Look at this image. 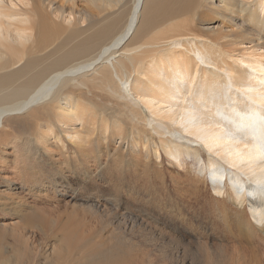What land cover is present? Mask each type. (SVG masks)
<instances>
[{
  "label": "bare ground",
  "instance_id": "6f19581e",
  "mask_svg": "<svg viewBox=\"0 0 264 264\" xmlns=\"http://www.w3.org/2000/svg\"><path fill=\"white\" fill-rule=\"evenodd\" d=\"M163 160L188 174L170 189ZM92 166L123 167L120 193L142 212L174 213L186 241L164 248L264 264V0H0V171L13 174L0 180V214L48 238L45 206L79 195L69 176ZM195 203L209 222L184 211ZM1 226L0 264H43L25 250L11 262ZM213 229L223 247L208 245ZM89 232L94 242L68 235L73 249L58 243L47 264L138 263Z\"/></svg>",
  "mask_w": 264,
  "mask_h": 264
},
{
  "label": "rangeland",
  "instance_id": "374dc122",
  "mask_svg": "<svg viewBox=\"0 0 264 264\" xmlns=\"http://www.w3.org/2000/svg\"><path fill=\"white\" fill-rule=\"evenodd\" d=\"M50 149L52 152L50 153V156L57 158L58 153L54 151L56 148L51 147ZM162 165L167 167V172L162 173L168 178V183L166 180V185L169 189L172 187V184H170L171 182L169 181L171 177L175 178L177 175L181 174L185 177L188 175L184 174L185 172L181 168H176L167 163L166 160H163ZM92 168L93 172H82L76 174L75 177L69 176L70 180H73V182L78 184L79 195L75 198L69 196L70 193L67 195H59L60 201H55V203L45 206V214H43L46 218H44L43 221L47 223L49 220L46 224L47 232L50 234L48 238L41 237L35 228H26L25 230L17 228L16 230L17 226L15 224L19 219L13 216H6V214H0V226L2 225V228L7 229L6 232L9 233L8 240L12 243L14 251L11 262H16L18 255L21 257L25 250L31 252L32 258L35 262L41 261L43 264H47L48 258L54 256V251L57 248L58 243L67 248L73 249L72 246L66 243L68 235L74 242H78L82 237L83 240L94 242L84 239L85 237H89V231H91V233L101 236V241H104L107 246L106 248L117 246L116 244H119L118 247L121 254L126 255L132 251L133 253L135 252V258L138 260L137 264H145V261H142L146 259V251H148L149 247V251H152L149 258L152 260V263L150 264H181V260L183 259L186 261L185 264H216L215 253L212 250H202L200 252H194L192 250L187 251L185 254L178 255L175 249L171 246L164 248L165 244L169 241L174 247H178L179 249L184 248V245L181 242H185L186 240L181 238L180 229L171 228L169 225L170 223L168 224V222L174 220V213L172 215L173 219L168 220L167 222L164 219L167 218V214H165L164 211H161L157 215L155 211L159 208L150 206L149 203H147L148 205L146 204L147 209L143 212L137 209L136 204L132 201L130 195L120 193V188L126 186L122 181V176L125 173L122 172L124 170L123 167L119 168L121 172L112 174L109 172H103L102 169H97V172H94L96 169L93 166ZM11 172L10 169L0 171V180H3L1 179L2 177H4L6 181L12 178L13 174ZM17 187L18 184L16 183L12 188H16V191H20L21 189L19 190ZM2 189H4V187H2ZM12 190L15 191V189ZM210 194L211 192L209 190H204L199 196L200 198L202 197L203 199L208 200ZM78 196H81L82 199L90 197L91 200H95L90 201L95 205L86 208L87 202L77 198ZM200 200L201 199H199V201ZM150 207L152 210H149ZM39 208L42 207L39 206ZM196 210L200 211L197 213L199 214L198 217L200 220L209 222L207 217L210 213L208 212L206 203L200 208L195 203L193 207L191 205L190 208L188 207L184 211H188V215L194 217L193 212ZM82 214L84 215L82 216ZM216 216L217 213L214 214V218H216ZM47 218L48 220L46 221ZM52 218L56 219L54 223L50 222V219ZM61 230H64L66 234L65 238L56 234L57 232H61ZM162 233H164L165 236H163ZM214 235V237L207 240L209 241L208 245L213 244L215 246L223 247V237L218 236V233L215 230ZM144 239H147L151 246H146L145 248ZM125 240L127 242H132L135 247L131 248V244L126 247ZM231 245H234V243ZM191 246H193V244ZM153 247L162 248L168 255L167 259L161 258V254H159L158 251H154L155 249ZM261 249H263L262 255L264 256V246H261ZM0 254H3L2 248H0ZM157 255L159 258H156ZM173 259H175L174 262Z\"/></svg>",
  "mask_w": 264,
  "mask_h": 264
}]
</instances>
